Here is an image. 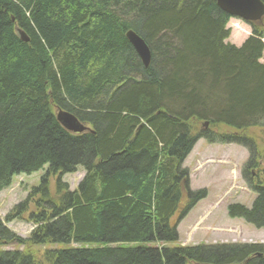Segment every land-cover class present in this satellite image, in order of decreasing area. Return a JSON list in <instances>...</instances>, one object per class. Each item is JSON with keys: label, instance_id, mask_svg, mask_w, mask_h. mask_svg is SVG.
Here are the masks:
<instances>
[{"label": "trees", "instance_id": "trees-1", "mask_svg": "<svg viewBox=\"0 0 264 264\" xmlns=\"http://www.w3.org/2000/svg\"><path fill=\"white\" fill-rule=\"evenodd\" d=\"M229 18L215 0H0V191L43 171L0 219V264H264V244L168 245L206 195L182 167L198 137L248 149L256 198L227 214L264 230V147L247 134L264 130V18L239 46ZM58 110L89 129L67 131ZM79 168L70 190L61 176Z\"/></svg>", "mask_w": 264, "mask_h": 264}, {"label": "rangeland", "instance_id": "rangeland-1", "mask_svg": "<svg viewBox=\"0 0 264 264\" xmlns=\"http://www.w3.org/2000/svg\"><path fill=\"white\" fill-rule=\"evenodd\" d=\"M230 30L226 42L239 46L251 33V26L238 18H230L226 24ZM264 43V36H263ZM260 62H264V50ZM207 125H199L200 132ZM220 132L230 131L220 127ZM249 136L258 137L259 148L264 147V130L249 128ZM249 151L245 146L233 142H208L198 137L192 149L183 161L182 167L187 169L189 190H205L204 198L196 202L187 214L175 224L177 240L169 246H195L220 244H264V231L257 229L240 218H231L227 214V206L240 203L250 208L256 198L242 178V169L247 162ZM43 171L30 175L13 176L11 184L0 191V219L12 207L20 203L32 186L39 183ZM83 176V171L63 174L61 180L74 190ZM55 177L50 178V188H54ZM176 215L171 222H174ZM11 231L20 237H27L33 225L20 220L6 223ZM154 244V243H153ZM156 245V244H155ZM5 249V247H3Z\"/></svg>", "mask_w": 264, "mask_h": 264}, {"label": "water", "instance_id": "water-1", "mask_svg": "<svg viewBox=\"0 0 264 264\" xmlns=\"http://www.w3.org/2000/svg\"><path fill=\"white\" fill-rule=\"evenodd\" d=\"M215 2L228 15L238 17L249 23L260 21L264 16V4L261 0H215ZM18 35L22 41H28L27 36L22 31L18 30ZM125 36L135 49L142 64L147 67L150 62V51L147 44L131 30ZM56 116L62 126L70 132L81 133L88 129L69 112L59 110ZM204 125L206 126L207 122Z\"/></svg>", "mask_w": 264, "mask_h": 264}]
</instances>
